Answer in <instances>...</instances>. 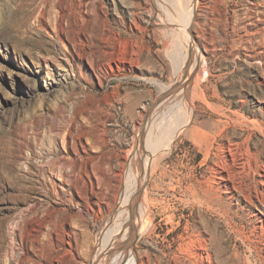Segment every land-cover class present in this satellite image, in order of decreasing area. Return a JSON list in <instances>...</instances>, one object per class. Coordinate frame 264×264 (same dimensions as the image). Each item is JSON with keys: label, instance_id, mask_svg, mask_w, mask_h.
<instances>
[{"label": "rangeland", "instance_id": "374dc122", "mask_svg": "<svg viewBox=\"0 0 264 264\" xmlns=\"http://www.w3.org/2000/svg\"><path fill=\"white\" fill-rule=\"evenodd\" d=\"M157 1L0 0V264H93L162 102L157 85L176 81L170 56L182 41L165 33ZM201 2L190 31L206 58L204 99L186 89L193 123L157 152L145 183L157 221L137 252L170 261L196 222L219 240L215 264H264L262 243L242 239L262 209L235 201L229 222L197 202L215 162L201 133L216 147L251 136L264 149V0Z\"/></svg>", "mask_w": 264, "mask_h": 264}, {"label": "bare ground", "instance_id": "6f19581e", "mask_svg": "<svg viewBox=\"0 0 264 264\" xmlns=\"http://www.w3.org/2000/svg\"><path fill=\"white\" fill-rule=\"evenodd\" d=\"M158 1L161 11V16H158L165 33L182 41L180 51L170 56L175 67L176 81L170 86H164L162 83L157 85L160 90L159 101L162 102L157 105L154 102L156 106L145 118V121L149 120L148 127L138 137L137 141H140V144L131 153L130 168L126 174L123 192L120 198H116V205L107 216L108 224L98 236L100 249L93 256V264H153L150 254L143 256L137 252L142 241L154 231L157 221V216L153 212L154 201L150 203L147 198L145 183L155 169L157 152L159 153L162 148L171 149L179 134L191 123L193 112L198 110L193 100H183L186 89L193 87L197 93V100H203L205 95L203 90L201 91V82L204 79L199 78L204 71L206 58L202 56L203 53L190 31L197 20L201 0ZM177 94L182 99L177 98L175 96ZM174 107L180 112L178 120L171 115ZM211 109L215 111L216 107ZM251 123L262 131L257 122ZM200 136L203 143L209 142L206 145L202 143L201 147L207 148L208 154L213 155L215 159L211 168V178L207 179L208 186L200 190L201 198H198L197 202L201 207L216 209L229 222L235 220L231 217L235 201L243 200L248 206L260 208L264 212V149H252L249 144L251 136L243 143H234L230 140L218 144L217 147L215 143L218 138L207 139L203 133ZM190 201L187 203H191ZM194 202L196 201L193 200V204ZM156 204L163 207L162 214L167 215L171 212L170 209L167 210L165 200H158ZM236 212L239 216V212ZM174 218L173 215H168L166 221L174 226ZM253 220L255 223L251 237L242 236V239L246 242L255 237L262 243L263 254L260 257L264 261V217L255 214ZM180 240L178 251L173 253L170 261L156 257L154 263L215 264L216 251L220 250L219 240L197 227L196 222L187 224Z\"/></svg>", "mask_w": 264, "mask_h": 264}]
</instances>
